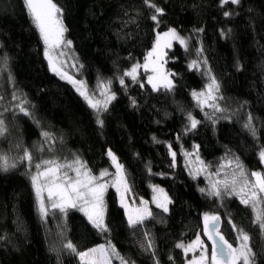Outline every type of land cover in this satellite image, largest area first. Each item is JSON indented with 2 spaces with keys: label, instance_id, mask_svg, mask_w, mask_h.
I'll use <instances>...</instances> for the list:
<instances>
[{
  "label": "trees",
  "instance_id": "16d2710c",
  "mask_svg": "<svg viewBox=\"0 0 264 264\" xmlns=\"http://www.w3.org/2000/svg\"><path fill=\"white\" fill-rule=\"evenodd\" d=\"M56 2L65 9L64 22L68 28L65 36L73 41L72 53L84 65L77 78L86 80L90 88L96 87L98 76L113 78L117 98L104 115L105 126L100 129L91 109L73 86L49 71L43 42L23 11L21 0H0V55L9 54L15 80V84L9 83L7 71L0 72V97H3L0 118L6 121L8 129L0 135V152L19 157L28 148L34 161L52 155L61 160L72 159L76 153L98 173L105 167L113 170L106 155L111 148L126 164L138 196L150 199L151 182L160 184L173 198L171 212L166 214L168 222L150 220L148 223L155 234L161 264H185V255L174 247L175 242L179 239L187 242L195 238L197 231L202 232L200 213L209 210L220 213L222 231L226 239L235 244L237 234L228 223L230 213L235 222L249 232L254 250L259 253L264 248V236L258 224L251 222L252 209L241 205L236 197H226L221 207L219 202L214 203V198L202 195L197 185L205 187L206 183L203 178L193 180L185 170L181 143L188 151L192 150L194 142L201 145V157L213 166L230 150L229 155L239 156L247 168H264L259 165L257 156L259 145L264 144V0H242L238 8L228 5L227 8L237 13L228 18L219 9L218 0H156L166 9L159 30L173 26L183 35L192 34L190 43L193 45L187 55L178 43L168 50L176 59H168L166 68L181 75L175 77L174 94L162 92L159 95L152 92L149 85L141 89L139 83L133 84L129 78H126L129 87L125 91L115 79L116 74H122L132 63L143 64L144 55L152 46L153 22L146 18L149 10L143 0ZM138 10L142 14L137 18ZM132 18L137 19L133 22ZM194 27L205 28L200 34L206 49L204 55L221 80L223 99L220 102L228 109L226 116H231L230 120L224 119L225 115L218 117L215 131L190 95L191 89L198 90L205 82L199 73L187 68L188 60L196 58ZM221 29L225 32L231 29L227 38L221 37ZM237 62L242 65L239 70ZM139 72L143 76L144 69ZM14 90L30 101L28 107L34 119L13 108L19 103L12 100ZM129 96L138 100V107L130 106ZM244 101L247 103L239 107ZM180 106L202 121L196 132L184 135L186 117L179 110ZM249 112L256 118L259 141L242 127ZM34 120H39L40 126ZM42 129L52 133L55 139L50 137L45 141L41 137ZM177 134L181 141H177ZM153 136L159 143L153 142ZM164 141H170L177 152L174 169L169 167L171 157ZM49 144H54L53 152L48 151ZM148 161L153 173L163 171L170 175H150L145 167ZM31 171H35L34 163ZM105 200L107 220L112 227L111 239L118 251L136 264H153L151 253L139 246L142 231L133 236L126 224L121 223L123 212L117 206L112 188L105 193ZM152 209L157 213L161 211L156 207ZM62 228L64 236L79 250L105 242V235L93 229L79 211H71L65 221L58 213L54 217L50 210L46 221L40 220L27 160H18L17 166L7 172L0 171V237H4L0 240V264H82L78 256L66 249L59 262L56 253L50 251L51 246L61 245ZM202 239L206 241V237ZM169 255L174 260H169ZM260 255L264 258V253ZM113 264L120 261L113 258Z\"/></svg>",
  "mask_w": 264,
  "mask_h": 264
},
{
  "label": "snow or ice",
  "instance_id": "6c2138e0",
  "mask_svg": "<svg viewBox=\"0 0 264 264\" xmlns=\"http://www.w3.org/2000/svg\"><path fill=\"white\" fill-rule=\"evenodd\" d=\"M21 2L23 11L31 19L40 40L43 42V55L49 71L73 86L76 93L91 109L96 125L103 129L105 126L104 115L111 110L110 105L118 95L112 87L113 78L98 76L96 87L90 88L86 80L78 79L70 74L65 69V65L73 52L71 48L73 41L65 36L68 28L64 22V7L56 0H21ZM241 3L242 0H218V7L222 10L223 16L228 18L237 13L227 6L232 5L238 8ZM143 4L149 10L146 18L153 22L152 31L155 35L152 46L146 51L143 64L139 61L132 63L130 67L123 70L122 74H116L115 79L119 81L125 91L129 87L126 78H129L133 84L139 83L141 89H145L147 84L151 87L152 92L158 95L162 92L174 94L177 84L175 77L180 76L181 73L166 68L168 59H176L174 55H169L168 50L172 49L173 42H176L185 50L186 55L189 54L193 48L190 43L192 34L183 35L173 26H167L166 30L160 31L159 28L163 23L166 9L156 0H143ZM141 14L138 10L137 18ZM137 18H132L133 22ZM204 32V27L192 29V33L196 34V58L188 60L187 68L189 71H196L205 79L200 89L193 88L190 90V95L195 106L199 107L205 118L211 121L215 131L218 119L216 114L228 111V109L218 103V100L223 99L222 84L220 78L209 65L208 57L204 55L206 49L200 35ZM230 33L231 29H228L227 32L223 29L220 30L222 38H227ZM129 57L131 58V53H129ZM77 64L79 67L76 70L79 72L84 65L79 63L78 57H73V67ZM236 67L239 70L242 65L237 62ZM141 68L144 69L143 76L139 72ZM5 71L8 73V82L15 84L10 69V56L7 52L0 55V72ZM17 92L18 90L13 91L12 100H19V103L14 104L13 108L18 109L25 116L32 117V111L28 107L30 101L27 100L26 96H18ZM129 102L133 108L139 106L135 97L129 96ZM246 103L247 101L242 102L239 107L242 108ZM179 110L186 117L183 127L184 135L196 132L202 121L183 106H180ZM13 115L15 116V112ZM32 118L34 119V117ZM223 118L230 120L231 116H224ZM255 119L249 112L242 127L254 140L259 141L260 134L254 123ZM34 122L40 126L39 120H34ZM7 130L6 121L0 118V135L6 133ZM41 137L45 141L50 137L55 139L52 133L43 129L41 130ZM60 139L62 141L63 138L60 137ZM152 139L153 142L159 143L155 136ZM176 139L181 141V136L177 134ZM164 143L171 157L169 167L174 169L177 166V152L170 141H164ZM200 147L201 145L194 142L192 150L188 151L181 143V151L185 157V170L189 176L193 180L201 175L205 177L206 186L197 185L198 191L207 198H214V203L219 202L221 207L224 206L226 197H236L241 205L252 209L253 218L251 222L253 225L258 224L261 235L264 236V168L249 169L239 156L229 155L230 150H228L224 156L219 158L220 162L213 171L211 162L205 161L201 157ZM48 151H54V144H49ZM106 155L110 167L114 168L115 171H110V168L105 167L96 173L79 154L74 153L72 159L65 157L61 160L58 156L52 155L34 161L32 153L28 148H25L23 155L19 157L12 156L10 152H0V171L7 172L17 166L18 160H27L31 186L36 198L37 213L42 222L46 221L50 210L54 217L58 213L65 221L69 213L76 210L83 214L93 229L105 235L104 243L79 250L71 239L64 236L62 228L59 233L61 245L50 247V251L56 253L58 262L62 251L66 249L78 256L82 264H113V258L118 259L120 264H136L135 261L126 259L111 239L112 227L107 220L108 205L105 200V193L111 187L115 189L117 206L123 212L121 223L126 224L133 236L138 231H142L143 240L139 241L140 248L151 253L153 264H161L157 255L155 234L148 228V223L150 220H156L158 223L166 224L168 222L166 214L171 212L170 205L174 203L173 198L160 184L151 182V201L146 200L143 196H138L126 164L111 148L106 151ZM134 155L139 156V153H134ZM257 156L259 165L264 166V144L259 145ZM33 163L34 172L31 171ZM145 167L150 175L155 174L161 177L170 175V173L163 171L153 173L150 161L145 163ZM70 172L74 175H70ZM222 173L223 175H221ZM151 204L160 209V213L155 212L150 206ZM227 215L228 223L237 234L235 244L226 239L222 231L220 213L212 210L204 211L200 213L203 223L202 232L197 231L195 238L187 242L183 239L175 242L174 247L182 250L185 255V264H264V258H261L260 255V253H264V248L259 253L254 250L249 232L238 225L230 213ZM202 236L207 237L210 245L202 239ZM2 239L4 237H0V240ZM197 251L198 255L187 258L188 253H196ZM169 260H174V257L169 255Z\"/></svg>",
  "mask_w": 264,
  "mask_h": 264
},
{
  "label": "rangeland",
  "instance_id": "374dc122",
  "mask_svg": "<svg viewBox=\"0 0 264 264\" xmlns=\"http://www.w3.org/2000/svg\"><path fill=\"white\" fill-rule=\"evenodd\" d=\"M174 44L176 43V42H173ZM177 44V43H176ZM73 57H74V55H73V53L68 57V59H67V63H66V65H65V69L70 73V74H72V75H74V76H76L77 77V73H78V71L76 70L78 67H79V65L77 64L75 67H73ZM66 81V80H65ZM67 82V81H66ZM70 84V83H69ZM71 85V84H70ZM97 95H99V93L97 92ZM218 103L219 104H221V102H220V100H218ZM209 111H211V110H209ZM226 113H227V111H225V112H223V113H217L216 115H217V117H220V116H222V115H225L226 116ZM182 158H183V161H184V165H185V157H184V154L182 153ZM193 159H194V157H193ZM217 165V164H216ZM215 165V166H216ZM215 166H213V171H215ZM112 171H115V169L113 168V170ZM70 175H74V173H69ZM221 175H223V173L221 174ZM198 178H203V180H204V182H205V177L203 176V175H201L200 177H198ZM206 183V182H205ZM109 188H111V187H109ZM114 191H115V189L114 188H112ZM45 195H46V193H45ZM151 198H152V194H151V197H150V199H148V201H151ZM152 208L153 207H155V205L154 204H151L150 205ZM199 253H198V251L196 252V253H188V256H189V258H191L193 255H198Z\"/></svg>",
  "mask_w": 264,
  "mask_h": 264
},
{
  "label": "flooded vegetation",
  "instance_id": "af4514ba",
  "mask_svg": "<svg viewBox=\"0 0 264 264\" xmlns=\"http://www.w3.org/2000/svg\"><path fill=\"white\" fill-rule=\"evenodd\" d=\"M206 242L209 243V245H210V242L207 241V237H206Z\"/></svg>",
  "mask_w": 264,
  "mask_h": 264
}]
</instances>
